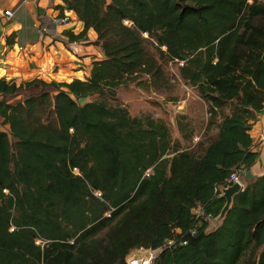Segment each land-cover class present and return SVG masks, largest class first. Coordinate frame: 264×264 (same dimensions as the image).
I'll list each match as a JSON object with an SVG mask.
<instances>
[{"label": "trees", "instance_id": "obj_1", "mask_svg": "<svg viewBox=\"0 0 264 264\" xmlns=\"http://www.w3.org/2000/svg\"><path fill=\"white\" fill-rule=\"evenodd\" d=\"M58 1L83 24L69 41L93 30L103 59L69 83L0 79V264H127L172 239L154 264H264V174L244 177L264 107V2ZM147 43L207 104L213 139L173 142L163 120L119 102L120 88L165 84ZM238 170L244 187L210 230L192 210L215 219V189Z\"/></svg>", "mask_w": 264, "mask_h": 264}, {"label": "crops", "instance_id": "obj_2", "mask_svg": "<svg viewBox=\"0 0 264 264\" xmlns=\"http://www.w3.org/2000/svg\"><path fill=\"white\" fill-rule=\"evenodd\" d=\"M60 4L58 0H0V79L8 78L16 85L35 78L69 83L86 78L91 63L103 59L100 46L94 44L96 34L93 30H88L81 40L69 41L66 32L79 35L83 24L68 11L65 13L72 24L70 21L56 23V19L64 16V10L57 8ZM6 10L13 11V16L5 17L3 13ZM8 36L10 45L5 41ZM16 43L29 49L32 46L33 52L26 54L27 57H17ZM4 68L9 76L4 74ZM250 134L253 151L258 153V158L249 172L258 177L264 174V107L256 115ZM220 223L213 221L210 230Z\"/></svg>", "mask_w": 264, "mask_h": 264}, {"label": "rangeland", "instance_id": "obj_3", "mask_svg": "<svg viewBox=\"0 0 264 264\" xmlns=\"http://www.w3.org/2000/svg\"><path fill=\"white\" fill-rule=\"evenodd\" d=\"M65 12H67L66 9L63 12L64 16L69 17ZM3 22L5 23L6 20H3ZM69 23L72 24L71 18ZM143 36L147 37L145 34ZM9 38L10 36L6 37L5 41H8L7 44L10 45ZM14 48L19 58L27 57L26 54L33 52L32 46L29 49L19 43H16ZM145 49L160 64L165 75V84L158 88L151 87L148 89L139 88L135 85L120 88L116 91L119 102L133 117L147 113L155 119H163L170 130L173 142L179 141L184 145L189 144L187 146L194 149L200 143L213 139L216 135L215 128L212 127L210 130H206L209 121L208 106L198 97L193 87L178 79L179 64L164 58L154 44L147 43ZM161 51H164V47H161ZM9 64L11 65V63ZM4 69L6 71L4 74L8 75L7 69ZM143 80H148V78L143 77ZM177 122H180L182 125L186 124L185 132L187 134L192 132L189 141L183 140L178 131ZM3 129L6 128L3 127Z\"/></svg>", "mask_w": 264, "mask_h": 264}, {"label": "built area", "instance_id": "obj_4", "mask_svg": "<svg viewBox=\"0 0 264 264\" xmlns=\"http://www.w3.org/2000/svg\"><path fill=\"white\" fill-rule=\"evenodd\" d=\"M4 16L5 17H12L13 16V11L10 10H6L4 11ZM70 21V18L68 16H63L62 18H58L55 20L56 23L59 24H65L68 23ZM245 172L244 171H234L233 173H231V175L229 176V178L227 179L226 183L229 187L234 183H239L243 189V183L241 181V177L242 175H244ZM149 172H147L145 174V176H148ZM226 187H222V188H216L215 189V193H220L221 195V190L223 188ZM97 196H99V194H97ZM192 216L194 217V219L196 221H214L215 219H213L210 215L209 216H205L202 212L201 207H196L192 210ZM201 219V220H200ZM197 233V226H194L193 228H191L187 234H189L191 237L195 236ZM178 241L176 240H167L163 246V248H158V249H140V250H136V252H132L126 259L127 264H154L155 260L157 259L158 255L160 252H162V250L164 249H170V248H174L177 245ZM181 245H186L187 244V240H184L182 242H180ZM37 244H39V242H37Z\"/></svg>", "mask_w": 264, "mask_h": 264}, {"label": "water", "instance_id": "obj_5", "mask_svg": "<svg viewBox=\"0 0 264 264\" xmlns=\"http://www.w3.org/2000/svg\"><path fill=\"white\" fill-rule=\"evenodd\" d=\"M246 179H251L253 176L251 172H247L244 176ZM242 190V187L239 183H234L229 187L223 188L221 190V196L223 197L225 203L223 208L220 211V214L215 218L214 222H221L222 219L225 217L226 213L232 206L233 197L238 194Z\"/></svg>", "mask_w": 264, "mask_h": 264}]
</instances>
